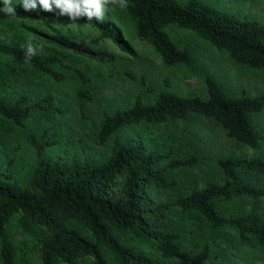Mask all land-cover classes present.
<instances>
[{
  "label": "trees",
  "instance_id": "1",
  "mask_svg": "<svg viewBox=\"0 0 264 264\" xmlns=\"http://www.w3.org/2000/svg\"><path fill=\"white\" fill-rule=\"evenodd\" d=\"M122 10L132 20L136 36L147 40L166 63L190 60L188 50L177 47L168 34L167 28L176 25L192 29L236 62L264 67V24L255 18L238 17L202 0H128V7ZM16 11L15 16L0 12V27L13 30L20 38L14 43L0 41V84L6 78L19 77L59 81L68 67L84 76L83 70L70 65L69 59L81 56L104 62L114 57L99 49L102 39L118 42L116 33L104 21L81 19L96 29V35L88 37L79 32L75 41H69L60 34L50 36L30 29L47 31L52 28V20H69L58 16V9ZM25 21L30 27L24 25ZM28 41L44 49L27 58ZM120 48L125 49L122 45ZM204 83L206 97L160 90L152 101L135 97L129 106L104 113L96 141L108 145V154L100 160L51 157L45 149L54 138L43 132L25 133L24 139L34 152L27 177L20 180L14 175L8 154L0 158V264H18L17 245L10 238L12 224L35 237L39 264H81L88 258V264H158L143 258L132 238L148 242L176 264H214L207 262V244L196 252L177 244V231L169 226L173 207L196 210L212 225L232 224L240 239L252 236L256 242L264 243V218L258 213L249 210L222 214L214 206L217 199L264 197L262 186L245 174L264 177V158L219 157L221 182L207 180L202 187L171 200H154L149 188L173 186V171L193 165L196 154L180 157L172 154L171 147L162 151L119 135L123 127L134 123L198 113L214 119L227 136L257 147L264 134L256 128L251 115L264 111V90L254 95L230 96L211 76H205ZM77 94L86 98L91 95L87 89H77ZM61 112L58 94L52 90L29 101L23 95L15 99L0 95V145L19 147L18 141L9 143L6 139L16 127L26 119L51 120Z\"/></svg>",
  "mask_w": 264,
  "mask_h": 264
},
{
  "label": "rangeland",
  "instance_id": "2",
  "mask_svg": "<svg viewBox=\"0 0 264 264\" xmlns=\"http://www.w3.org/2000/svg\"><path fill=\"white\" fill-rule=\"evenodd\" d=\"M183 1V0H179ZM236 14L238 17L255 18L264 24V0H202ZM15 8L25 11L20 0H12ZM37 10H41L39 7ZM103 21L116 33L118 42L102 39L99 49L112 53L114 57L104 62L73 57L70 65L84 72L79 76L73 68L63 69L62 80L42 81L26 78H6L0 84V95L10 99L25 96L26 101L35 99L45 91H54L60 99L62 112L51 120L26 119L16 127L9 143L0 145V158L8 154L12 158L14 175L24 180L33 164L34 152L25 141V133L43 132L53 140L45 154L69 161L87 157L100 160L108 154V145L96 141L98 124L102 115L115 108L129 106L135 97L145 102L152 101L157 92L168 90L182 95L206 97L205 76H211L230 96L254 95L264 90V67L252 68L232 60L224 50L215 48L192 29L171 25L167 28L174 44L185 48L190 60L166 63L145 39L136 36L133 22L118 6L109 5ZM52 28H30L34 32L65 37L75 41L79 32L94 37L96 29L88 22L52 20ZM24 25L29 26L25 21ZM18 42L20 38L13 30L0 27V41ZM88 43L94 46L90 41ZM25 44V42H24ZM121 44L125 49H121ZM39 45V44H34ZM95 47V46H94ZM37 49V50H43ZM76 68V69H77ZM77 89H87L90 97L77 94ZM256 128L264 134V111L251 115ZM119 135L129 141H141L149 148L165 151L171 147L172 154L184 157L196 154L197 161L189 167L173 171L176 183L170 187L149 188L154 200H171L192 188H199L207 180L222 181L217 158L224 156L264 158V137L257 147L252 148L225 134V130L211 117L189 113L185 117L168 118L159 122H140L123 127ZM2 140V138H1ZM3 141V140H2ZM246 176L262 186L264 177L257 174ZM214 206L219 213H245L253 210L264 218V197H235L232 200L217 199ZM169 226L177 231V244L190 252L198 251L203 244L210 250L208 263L214 264H264V243L256 242L252 236L242 240L237 228L229 223L212 225L193 209L173 207L169 215ZM10 238L16 243L18 264H39V249L35 237L20 232L15 224L10 228ZM143 258L158 264H176L171 258L160 255L159 250L145 241L132 238ZM89 258L81 261L88 264Z\"/></svg>",
  "mask_w": 264,
  "mask_h": 264
},
{
  "label": "clouds",
  "instance_id": "3",
  "mask_svg": "<svg viewBox=\"0 0 264 264\" xmlns=\"http://www.w3.org/2000/svg\"><path fill=\"white\" fill-rule=\"evenodd\" d=\"M24 10L31 12L38 7L45 12H56L58 16H67L70 21H79L86 18V21H100L104 19V14L109 10V5H115L121 9L128 7V0H20ZM0 12L7 16L17 15L12 0H2ZM42 45H33L28 41L25 55L31 58L36 54L37 49H42Z\"/></svg>",
  "mask_w": 264,
  "mask_h": 264
}]
</instances>
